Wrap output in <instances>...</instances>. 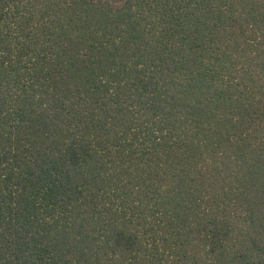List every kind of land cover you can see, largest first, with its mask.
Masks as SVG:
<instances>
[{"label": "trees", "instance_id": "obj_1", "mask_svg": "<svg viewBox=\"0 0 264 264\" xmlns=\"http://www.w3.org/2000/svg\"><path fill=\"white\" fill-rule=\"evenodd\" d=\"M0 264H264V0H0Z\"/></svg>", "mask_w": 264, "mask_h": 264}]
</instances>
